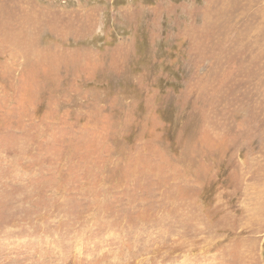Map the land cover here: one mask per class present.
<instances>
[{"label": "rangeland", "instance_id": "1", "mask_svg": "<svg viewBox=\"0 0 264 264\" xmlns=\"http://www.w3.org/2000/svg\"><path fill=\"white\" fill-rule=\"evenodd\" d=\"M0 264H264V0H0Z\"/></svg>", "mask_w": 264, "mask_h": 264}]
</instances>
